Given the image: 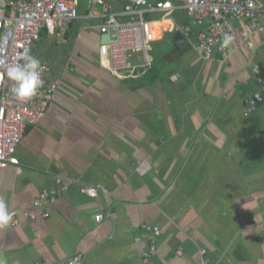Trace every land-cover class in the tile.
Returning a JSON list of instances; mask_svg holds the SVG:
<instances>
[{
  "label": "crops",
  "instance_id": "0c3cea01",
  "mask_svg": "<svg viewBox=\"0 0 264 264\" xmlns=\"http://www.w3.org/2000/svg\"><path fill=\"white\" fill-rule=\"evenodd\" d=\"M88 6L31 50L58 86L26 128L18 166L0 170V199L17 220L0 227V264H198L200 248L211 264H264V102L243 114L259 90L252 64L264 77V22L246 43L234 21L237 48L205 59L192 17L146 14L144 52H128L112 75L99 8ZM90 186L107 193L80 192ZM46 189L56 201L35 209ZM144 225L160 233L146 262Z\"/></svg>",
  "mask_w": 264,
  "mask_h": 264
},
{
  "label": "built area",
  "instance_id": "2783aa9c",
  "mask_svg": "<svg viewBox=\"0 0 264 264\" xmlns=\"http://www.w3.org/2000/svg\"><path fill=\"white\" fill-rule=\"evenodd\" d=\"M82 0H0V170L11 166H18L15 156L17 146L22 140L27 127L39 124L45 117L53 94L58 86L57 81H50V69L42 66L43 87L38 94L27 102L19 101L13 93V84L10 82L4 68L9 63H15L21 52L36 47L42 31L60 37L61 33L70 23L78 18V5ZM91 15L94 7L99 8L103 20L99 28L101 34L109 35L111 43L107 45L109 71L112 75L128 68L127 54L130 51L144 52L146 45V14H170L180 10L197 23L201 28L195 43L196 51L205 59L210 58L216 51L225 52L223 44L225 36H231L229 45L234 44V21L244 22L242 26L243 41L249 43V37L264 22V7L259 0H86ZM118 4L119 7L115 8ZM89 15V16H90ZM189 27L184 31L188 32ZM251 72L258 85L257 91L244 100L243 114H253L260 104L264 102V77L259 65L252 64ZM56 184L61 183L60 178L55 179ZM64 190V188L62 189ZM61 190V191H62ZM80 192L88 197L106 194L103 187H82ZM59 192L46 189L39 193L33 201L35 209H41L56 201ZM24 217L30 220H45L47 211L29 212L23 210ZM12 224L17 220L10 215ZM101 216L95 217L99 221ZM153 235L144 261H148L156 251V237L159 229L155 226H145ZM264 243V238L260 239ZM181 255V250L176 251ZM198 264H211L204 248L199 249ZM69 264H82L75 258Z\"/></svg>",
  "mask_w": 264,
  "mask_h": 264
},
{
  "label": "clouds",
  "instance_id": "9594fccd",
  "mask_svg": "<svg viewBox=\"0 0 264 264\" xmlns=\"http://www.w3.org/2000/svg\"><path fill=\"white\" fill-rule=\"evenodd\" d=\"M231 36H225L223 44L229 46ZM7 79L13 84V93L19 101L27 102L36 96L43 87L42 66L40 60L30 50L20 53L15 63H9L3 69ZM11 219L7 202L0 199V227L8 225Z\"/></svg>",
  "mask_w": 264,
  "mask_h": 264
},
{
  "label": "water",
  "instance_id": "95a60500",
  "mask_svg": "<svg viewBox=\"0 0 264 264\" xmlns=\"http://www.w3.org/2000/svg\"><path fill=\"white\" fill-rule=\"evenodd\" d=\"M111 43V39H110V36L109 35H106L103 37V44L104 45H108Z\"/></svg>",
  "mask_w": 264,
  "mask_h": 264
},
{
  "label": "rangeland",
  "instance_id": "374dc122",
  "mask_svg": "<svg viewBox=\"0 0 264 264\" xmlns=\"http://www.w3.org/2000/svg\"><path fill=\"white\" fill-rule=\"evenodd\" d=\"M106 48H107V46H106Z\"/></svg>",
  "mask_w": 264,
  "mask_h": 264
},
{
  "label": "bare ground",
  "instance_id": "6f19581e",
  "mask_svg": "<svg viewBox=\"0 0 264 264\" xmlns=\"http://www.w3.org/2000/svg\"><path fill=\"white\" fill-rule=\"evenodd\" d=\"M106 52V51H105Z\"/></svg>",
  "mask_w": 264,
  "mask_h": 264
}]
</instances>
